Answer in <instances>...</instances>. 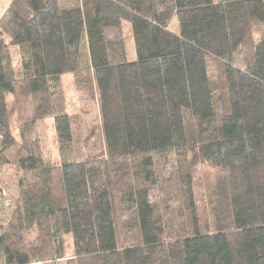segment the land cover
Returning a JSON list of instances; mask_svg holds the SVG:
<instances>
[{
  "label": "trees",
  "instance_id": "trees-1",
  "mask_svg": "<svg viewBox=\"0 0 264 264\" xmlns=\"http://www.w3.org/2000/svg\"><path fill=\"white\" fill-rule=\"evenodd\" d=\"M0 211V264H264V0H11Z\"/></svg>",
  "mask_w": 264,
  "mask_h": 264
},
{
  "label": "rangeland",
  "instance_id": "rangeland-1",
  "mask_svg": "<svg viewBox=\"0 0 264 264\" xmlns=\"http://www.w3.org/2000/svg\"><path fill=\"white\" fill-rule=\"evenodd\" d=\"M11 0H0V16L2 15L3 11L6 9L8 4ZM59 4L62 8H72L75 7L78 4V0H59ZM127 26H124V31H127ZM170 29L175 30L177 29V23L176 21H172L170 23ZM128 35V34H127ZM129 47V53L130 57H134V53ZM8 52L13 58H18V49L16 46H8L7 47ZM62 84L64 88L65 93V99L67 103V110L70 113H76L79 114L80 117H82V120L86 125H92L94 122L93 116L94 112L92 113V117L88 119L89 112H84L83 108L86 107V104L83 103V98L81 96V93L75 91L74 86L72 85V79L70 76H63L62 77ZM14 118V117H13ZM34 128L38 130V132L41 134L40 141L42 145V151L46 156H51L52 158H55L57 155V142L54 136L53 132V125L50 117H45L44 119H40L36 121ZM12 128L14 131L16 130V123H12ZM9 217L8 211L1 212L0 211V226L5 225L6 221ZM37 239L36 231L33 229L29 233V241L35 242ZM59 264H76L73 258H66L64 260H61Z\"/></svg>",
  "mask_w": 264,
  "mask_h": 264
}]
</instances>
